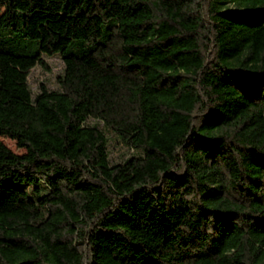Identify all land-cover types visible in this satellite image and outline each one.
I'll list each match as a JSON object with an SVG mask.
<instances>
[{"label": "trees", "instance_id": "16d2710c", "mask_svg": "<svg viewBox=\"0 0 264 264\" xmlns=\"http://www.w3.org/2000/svg\"><path fill=\"white\" fill-rule=\"evenodd\" d=\"M59 2L0 0V264H264V0Z\"/></svg>", "mask_w": 264, "mask_h": 264}, {"label": "rangeland", "instance_id": "374dc122", "mask_svg": "<svg viewBox=\"0 0 264 264\" xmlns=\"http://www.w3.org/2000/svg\"><path fill=\"white\" fill-rule=\"evenodd\" d=\"M128 1L130 0H116L115 6L118 8V6H121ZM59 3V0H45V7L50 10H57ZM3 11L4 7L0 6V15ZM44 59L48 63V67L36 65L30 70L28 75V82L35 93L39 91L41 83H45L50 89H57V77L63 72L64 69L63 59L58 54L53 56L44 55ZM0 139L15 153L21 154L24 152V149L19 148L14 140H11L7 137H0ZM109 151L112 162H120L126 157L132 155V153H130L125 146L117 143V141L114 139L110 144Z\"/></svg>", "mask_w": 264, "mask_h": 264}]
</instances>
